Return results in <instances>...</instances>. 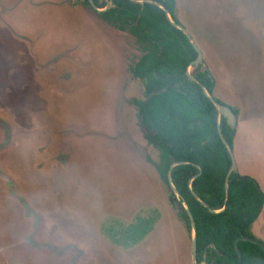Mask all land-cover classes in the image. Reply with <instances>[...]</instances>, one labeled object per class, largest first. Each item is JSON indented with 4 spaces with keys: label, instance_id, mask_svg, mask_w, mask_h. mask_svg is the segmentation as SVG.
<instances>
[{
    "label": "rangeland",
    "instance_id": "obj_1",
    "mask_svg": "<svg viewBox=\"0 0 264 264\" xmlns=\"http://www.w3.org/2000/svg\"><path fill=\"white\" fill-rule=\"evenodd\" d=\"M176 2L215 94L239 113L238 171L264 192V0ZM126 58L123 36L78 0H0V264H193ZM145 208L162 218L139 246L103 234ZM253 233L264 242V210Z\"/></svg>",
    "mask_w": 264,
    "mask_h": 264
},
{
    "label": "trees",
    "instance_id": "obj_2",
    "mask_svg": "<svg viewBox=\"0 0 264 264\" xmlns=\"http://www.w3.org/2000/svg\"><path fill=\"white\" fill-rule=\"evenodd\" d=\"M154 1L161 2L169 10L173 22L180 23L175 0ZM113 3L116 8L105 17L119 29L129 31L143 54L134 69L135 74L150 80L153 70L167 69V93L141 106L140 111L144 117L143 125L150 133L147 138L160 151V162L156 165L160 176L169 185L168 171L172 164L188 161L201 168L200 172L192 165H180L172 171V183L180 200L173 194L171 203L178 209L179 217L190 233L191 223L185 205L194 217L197 262L264 264L262 247L240 241L241 256L235 247L240 237L253 238L251 227L262 212L264 194L255 180L233 173L229 178V199L225 205L226 176L231 159L217 135L212 116L214 106L198 84L185 78V70L196 56L190 40L172 25L163 10L154 5H139L130 0H113ZM174 79L181 80L176 82L180 83V91L172 89ZM198 80L212 92L208 72ZM152 103L154 108L151 110ZM190 125L195 129L192 130ZM223 133L226 136L224 127ZM229 137L232 144L233 133ZM161 218L158 209L145 208L129 223L107 220L102 231L114 246L132 249L153 233Z\"/></svg>",
    "mask_w": 264,
    "mask_h": 264
},
{
    "label": "flooded vegetation",
    "instance_id": "obj_3",
    "mask_svg": "<svg viewBox=\"0 0 264 264\" xmlns=\"http://www.w3.org/2000/svg\"><path fill=\"white\" fill-rule=\"evenodd\" d=\"M130 1H132L133 3L139 4V5H145V4L154 5V6L158 7L159 9L163 10L165 12V14H166V17H168V19L170 20L172 25L174 26V24H176V25H179V26L183 27L184 29H186L190 33V35H191L192 39L194 40V42L197 44V47H198L199 51L201 52V54L203 56V59H202L203 62H201L199 64H196V61L198 60V57H199V53L192 46L193 49H194V52L196 53V56H195V59L192 60L189 63V65L187 66V68L185 70V78L188 79L189 81L193 82V83L198 84L200 86L203 94L205 95V97L214 106V111H213V115L212 116L215 118L217 135L220 138L222 144L225 146V148H226V150L228 152V155H229V157L231 159V166H232V158H231V155L229 153L228 146H230L232 148V151H233L235 133H236V129H237L238 124H239L238 123L239 113L230 103H228L226 101H223L221 98H219L215 94L216 93L215 91H216V88H217V82H216L211 70L209 69V67L205 63L204 54H203L201 48L199 47L198 42L192 36L191 31L179 19L178 14H177V2H176V0H175V3H176V9H175L176 10V16H177V18H178L180 23L173 22L170 14H169V10L164 5H162V3L159 2V1H154V0H130ZM78 2H79L80 5L87 7L93 13V15L98 19V21L103 24V26H105L106 28L110 29L114 34H118V35H122L123 36V39L125 41L126 48H127V58H126L127 64H126V66H127L131 81H132V83L134 85H137V84L140 85L141 89H142L141 92H140L141 98L139 97V98L133 99L131 104H132L133 108L135 109V111L137 113V117L139 119L140 128L144 131V139L146 140L147 144L156 152L157 159H156V161H152V164H153L154 168L156 169V171L159 174V171H158L156 165L160 162V151L153 144H151L149 139L147 138V135H149L150 133H149L148 129L146 127H144V125H143L144 117H143V115H140L141 114L140 111H141V106H145L149 102H151L154 98L167 93L168 87H169V86H167V80H169V78H167V69L158 70V71L153 70L151 72L152 73V78L150 79L151 81L149 80L148 77L141 78V77L137 76L135 74L134 69H135L136 65L139 63V60L143 56V54L138 50V47H137V44H136L137 43L136 42V38L129 31L119 29L117 26H115L111 21H109L105 17L106 14H109L113 9L116 8V5L113 3V0H78ZM167 11H168V14H167ZM174 27L176 29L182 31L181 29L177 28L176 26H174ZM183 34H184V32H183ZM207 72H208V76L210 78V81L213 84V89H212L211 93L209 92L207 87L198 80V77H201L202 74L207 73ZM174 82H175V84L172 85V89L180 91L181 90L180 83H176V82H181V80L180 79H174ZM211 98L214 99L216 103H218L220 105H223V106H227L234 112V114L237 117V125H236L235 128H232L228 124L227 119L223 115L219 114L218 107L212 102ZM150 108H151V110L154 108V103H152L150 105ZM223 127L225 129L226 136L223 133ZM0 128H2V127H0ZM190 128L192 130H194L195 126L194 125H190ZM232 133H233V139H232V144H230L229 135L232 134ZM7 141H8V139H7ZM6 145H7V143L3 147H5ZM0 148L2 149V147H0ZM233 157H234V154H233ZM179 163H185L183 165H192V166L196 167L198 170H200V172H201L200 166L195 164V163H193V162L183 161V162H178V163H174V164H179ZM174 164H172L171 167ZM177 166H180V165H177ZM177 166H175L174 168H176ZM171 167H170V169H171ZM170 169H169V171H170ZM173 169H172V171H173ZM169 171H168V177H169ZM236 173L240 177H249V176H242L239 173L238 168H237V172ZM159 176H160V174H159ZM171 177H172V173H171ZM196 177H198V176H196ZM226 178H227V176H226ZM249 178H251V177H249ZM161 179H162V177H161ZM251 179H253V178H251ZM253 180H255V179H253ZM164 183H165V181H164ZM168 183H169V185L167 183H165V184H166V186L168 187V189L170 190V193H171V195H170V203H171V198H172L173 194H174V196H175V198L177 200H180L179 193L178 192L175 193L172 190L171 184L169 182V178H168ZM172 185H173V183H172ZM258 185H259V189L263 192V190H262V188H261L259 183H258ZM15 188H16V186H15ZM225 189H226V184H225ZM263 194H264V192H263ZM194 196L196 198L197 195L194 194ZM226 196H227V193H226ZM228 196H229V193H228ZM225 200H226V198H225ZM172 206H173V204H172ZM263 210H264V206H263L262 212H263ZM177 211H178V209H177ZM262 212L260 213V215L262 214ZM178 214H179V211H178ZM260 215H259V217H260ZM258 218L256 219V221L258 220ZM255 222L252 224L251 233H252L253 238L257 239V238L254 237V233H253V225L255 224ZM259 241L262 242L261 240H259ZM246 242H249V241H246ZM262 243H264V242H262ZM239 256H241V254ZM202 264H208V263H202Z\"/></svg>",
    "mask_w": 264,
    "mask_h": 264
},
{
    "label": "water",
    "instance_id": "obj_4",
    "mask_svg": "<svg viewBox=\"0 0 264 264\" xmlns=\"http://www.w3.org/2000/svg\"><path fill=\"white\" fill-rule=\"evenodd\" d=\"M167 14H168V11H167ZM174 26H176L177 28L181 29L184 34L186 35V37L190 40V43L192 44V46L196 49V51H198L199 53V57H198V60L196 61V64H199L202 61L203 59V56L201 54V52L199 51L198 47H197V44L194 42V40L192 39L190 33L184 29L183 27L179 26V25H176L174 24ZM212 102L218 107V110H219V114L220 115H223L227 121H228V124L232 127V128H235L236 125H237V117L236 115L234 114V112L227 106H223V105H220L218 103L215 102L214 99H212ZM228 150H229V153L231 155V158H232V166L228 172V175H227V178H226V193H227V196H226V200H225V205L227 204V201H228V193H229V187H228V182H229V178L230 176L233 174V173H236L237 172V165L235 163V160H234V157H233V151H232V148L230 146H228ZM185 163H179V164H174L170 171H169V182L171 184V187H172V190L177 193V190L175 189L174 185H172V177H171V173H172V169L177 166V165H183ZM196 198L199 200L198 196H196ZM202 204L204 206H206V204L204 202H202ZM185 208H186V212L189 216V219H190V223H191V236H192V261H193V264H198L197 263V229H196V223H195V220H194V217L190 211V209L185 205ZM240 241H249V242H252L254 244H257L259 246H261L263 249H264V243L260 242L259 240L257 239H254V238H249V237H241L237 240L236 242V250L237 252L239 253L240 255V251H239V247H238V243Z\"/></svg>",
    "mask_w": 264,
    "mask_h": 264
}]
</instances>
